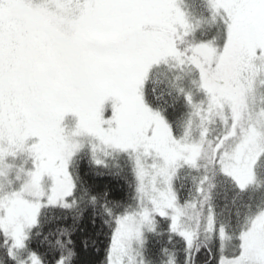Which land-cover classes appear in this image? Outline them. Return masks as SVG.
<instances>
[{
	"label": "snow or ice",
	"instance_id": "obj_1",
	"mask_svg": "<svg viewBox=\"0 0 264 264\" xmlns=\"http://www.w3.org/2000/svg\"><path fill=\"white\" fill-rule=\"evenodd\" d=\"M0 264H264V0H0Z\"/></svg>",
	"mask_w": 264,
	"mask_h": 264
}]
</instances>
